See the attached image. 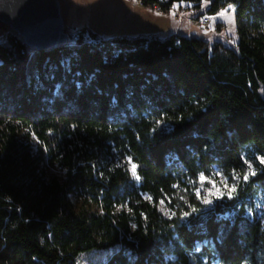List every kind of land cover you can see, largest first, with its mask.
<instances>
[{
	"label": "trees",
	"instance_id": "trees-1",
	"mask_svg": "<svg viewBox=\"0 0 264 264\" xmlns=\"http://www.w3.org/2000/svg\"><path fill=\"white\" fill-rule=\"evenodd\" d=\"M140 2L165 15L192 4L195 22L233 5L239 40L104 39L82 28L67 32L64 48L37 52L8 33L0 264H78L95 251L108 253L104 264H264L263 220L246 208L264 190V164L232 198L207 204L195 193L216 168L241 173L247 159H264V0ZM46 165L63 168L65 180H47ZM162 201H171L172 218Z\"/></svg>",
	"mask_w": 264,
	"mask_h": 264
},
{
	"label": "rangeland",
	"instance_id": "rangeland-1",
	"mask_svg": "<svg viewBox=\"0 0 264 264\" xmlns=\"http://www.w3.org/2000/svg\"><path fill=\"white\" fill-rule=\"evenodd\" d=\"M58 4L68 33L88 28L104 39L122 36L137 37L139 35H156L159 38H166L175 33L185 35L184 31L186 29L190 30L189 28L191 27L194 33L189 32L190 36L206 35L211 40L222 39L231 43H237L240 37L239 24L235 19V8L233 5H228L216 16L208 15L210 23L208 26H204L199 21L188 20L189 13L187 18L184 17L185 12L191 10L193 6L188 3L175 4L170 15L158 12L157 8L142 7L140 0H58ZM12 31L13 29L9 25L0 22V41H3L6 35ZM85 37L90 38L88 35ZM29 69L32 73H35L32 61ZM30 142L36 151L38 144L36 137L31 136ZM261 159L263 158L260 156L247 159L241 173H236L235 171L225 173L221 169L216 168L210 177L203 176L205 180H200L199 185L195 187L197 198L204 203L208 201L207 204H212L216 199L220 200L223 197L232 198L242 184L249 182L251 177L260 172ZM133 164L131 159L127 160L132 181L139 185L140 177L137 173V166L136 172L133 173ZM43 173L47 180L57 179L63 182L66 178V171L59 165L43 166ZM245 177L247 178L245 179ZM144 197L150 200L148 195L144 194ZM72 201L75 209L80 210L83 203L82 199L74 195L72 196ZM169 202H160L159 208L162 215L170 219L174 216L175 210L171 208ZM246 208L248 215L258 214L261 217L264 228L263 188L260 189L254 199L247 200ZM120 210L121 212L123 210L129 212V208L124 206L119 207L118 211ZM198 248L200 249V247ZM107 255V252L95 251L86 253L82 255L78 264H104ZM198 264L209 263L207 258L204 257L202 262Z\"/></svg>",
	"mask_w": 264,
	"mask_h": 264
},
{
	"label": "water",
	"instance_id": "water-1",
	"mask_svg": "<svg viewBox=\"0 0 264 264\" xmlns=\"http://www.w3.org/2000/svg\"><path fill=\"white\" fill-rule=\"evenodd\" d=\"M0 22L37 52L62 49L69 42L58 0H0Z\"/></svg>",
	"mask_w": 264,
	"mask_h": 264
},
{
	"label": "built area",
	"instance_id": "built-area-1",
	"mask_svg": "<svg viewBox=\"0 0 264 264\" xmlns=\"http://www.w3.org/2000/svg\"><path fill=\"white\" fill-rule=\"evenodd\" d=\"M199 23H201L204 26H208V24L210 23V18L209 16H204L200 19Z\"/></svg>",
	"mask_w": 264,
	"mask_h": 264
},
{
	"label": "crops",
	"instance_id": "crops-1",
	"mask_svg": "<svg viewBox=\"0 0 264 264\" xmlns=\"http://www.w3.org/2000/svg\"><path fill=\"white\" fill-rule=\"evenodd\" d=\"M187 15H188V12H185V15H184V17H185V18H187ZM215 16H216V15H215ZM183 20H184V19H183ZM188 20H190V19H188ZM189 29H190V30H188V29H186V30L184 29L185 31H184V30H182V31H184V33H185V35H184V36H190V35H189V32H191L192 34L194 33V31L192 32V30H191L192 28H191V27H190ZM175 35H178V34H177V33H175Z\"/></svg>",
	"mask_w": 264,
	"mask_h": 264
},
{
	"label": "snow or ice",
	"instance_id": "snow-or-ice-1",
	"mask_svg": "<svg viewBox=\"0 0 264 264\" xmlns=\"http://www.w3.org/2000/svg\"><path fill=\"white\" fill-rule=\"evenodd\" d=\"M262 164H264V159H261V161H260ZM132 171H133V173H135L136 172V165L135 164H133L132 165ZM247 177H245V179H246ZM200 180L201 181H204L205 180V177H203V176H201L200 177ZM206 203L208 202V201H205Z\"/></svg>",
	"mask_w": 264,
	"mask_h": 264
}]
</instances>
